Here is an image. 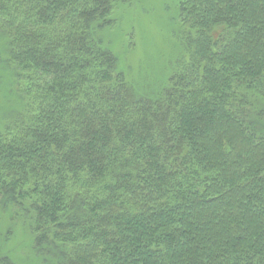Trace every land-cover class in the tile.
<instances>
[{
	"label": "trees",
	"instance_id": "16d2710c",
	"mask_svg": "<svg viewBox=\"0 0 264 264\" xmlns=\"http://www.w3.org/2000/svg\"><path fill=\"white\" fill-rule=\"evenodd\" d=\"M135 1L0 0V217L40 264H264V0H179L155 96L104 36Z\"/></svg>",
	"mask_w": 264,
	"mask_h": 264
},
{
	"label": "rangeland",
	"instance_id": "374dc122",
	"mask_svg": "<svg viewBox=\"0 0 264 264\" xmlns=\"http://www.w3.org/2000/svg\"><path fill=\"white\" fill-rule=\"evenodd\" d=\"M179 12V0H136L120 5L118 20L104 29L120 69L139 93L155 96L168 82L183 48L175 35L180 26ZM11 82V73L0 63V125L7 120H3L6 114L13 115L21 108L20 96ZM2 217L0 253L10 254L19 264H40L31 251L32 234L25 225L13 223L10 232L9 219Z\"/></svg>",
	"mask_w": 264,
	"mask_h": 264
}]
</instances>
